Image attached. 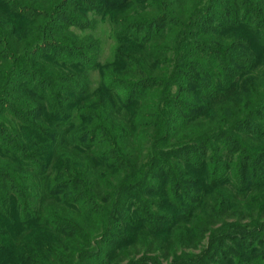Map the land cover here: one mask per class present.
Masks as SVG:
<instances>
[{"label":"trees","instance_id":"obj_1","mask_svg":"<svg viewBox=\"0 0 264 264\" xmlns=\"http://www.w3.org/2000/svg\"><path fill=\"white\" fill-rule=\"evenodd\" d=\"M259 197L264 0H0V264H210Z\"/></svg>","mask_w":264,"mask_h":264},{"label":"rangeland","instance_id":"obj_2","mask_svg":"<svg viewBox=\"0 0 264 264\" xmlns=\"http://www.w3.org/2000/svg\"><path fill=\"white\" fill-rule=\"evenodd\" d=\"M97 26L93 29H89L88 31L90 32L89 34H95L98 36L102 42H103V47H102V59H106V57L110 56L112 48L114 46V40L112 39L110 35V25L106 21L105 15H101L97 17ZM256 199V195L253 197H250L248 200L251 202ZM264 202L263 197H259L256 203V207H259L258 205ZM240 203V202H239ZM246 201H242L240 203V206L245 207ZM211 207L210 203H207V205L202 208L209 209L206 207ZM213 208V207H212ZM203 210V211H204ZM200 215V219H203L206 214L203 212L198 213ZM197 215V216H198ZM257 221L261 223L262 225L256 224L253 229H254V234L252 235H244L242 238H237L234 240H229L227 241L226 244H222L221 249H218V252L216 253V260L215 262H212L210 264H224L226 260H230L231 264H264V218L258 217ZM198 222V221H197ZM182 229H178L174 231L173 234L179 233ZM172 234V235H173ZM239 239H244L246 240L245 243L247 244V249L245 253L242 251V256L240 254L234 252H241L240 248V242L242 240ZM249 241V242H248ZM128 249V248H127ZM191 250V248H190ZM183 252L179 253L182 254ZM249 253H252L249 255ZM176 252H174L169 260H173L174 256H176ZM139 256V255H138ZM241 257L245 262H240ZM165 263V262H164ZM163 263V264H164ZM149 264V263H147Z\"/></svg>","mask_w":264,"mask_h":264}]
</instances>
